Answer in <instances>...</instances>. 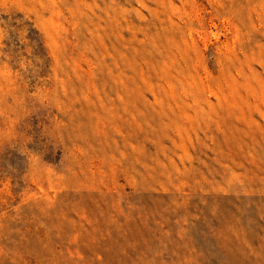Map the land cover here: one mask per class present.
<instances>
[{
	"label": "rangeland",
	"instance_id": "obj_1",
	"mask_svg": "<svg viewBox=\"0 0 264 264\" xmlns=\"http://www.w3.org/2000/svg\"><path fill=\"white\" fill-rule=\"evenodd\" d=\"M0 264H264V0H0Z\"/></svg>",
	"mask_w": 264,
	"mask_h": 264
}]
</instances>
